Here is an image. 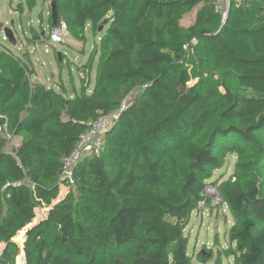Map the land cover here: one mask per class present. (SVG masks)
<instances>
[{
	"label": "trees",
	"instance_id": "trees-1",
	"mask_svg": "<svg viewBox=\"0 0 264 264\" xmlns=\"http://www.w3.org/2000/svg\"><path fill=\"white\" fill-rule=\"evenodd\" d=\"M56 3V26L71 37L103 35L73 95L32 82V61L0 44V264H17L21 251L25 264L206 263V253L197 263L188 253L185 230L194 211L214 205L209 185L233 217L223 255L264 264V0L233 1L225 23L216 0ZM36 5L23 0L19 10ZM122 102L99 153L64 178L80 137ZM14 137L21 144L8 151ZM231 154L230 178L211 181ZM62 186L70 190L53 205Z\"/></svg>",
	"mask_w": 264,
	"mask_h": 264
},
{
	"label": "rangeland",
	"instance_id": "rangeland-1",
	"mask_svg": "<svg viewBox=\"0 0 264 264\" xmlns=\"http://www.w3.org/2000/svg\"><path fill=\"white\" fill-rule=\"evenodd\" d=\"M23 0H0V21L3 29L0 32V44L5 45L16 55L22 58H29L32 61L35 74L32 75L31 81L34 83H43L49 87H54L61 91L62 86L67 89L68 94L73 95L76 90L79 92L82 87V76L79 67L87 62L93 52L94 47L99 44L102 32H93L90 28L86 31V41L80 42L67 32L64 36L63 43L47 44L45 39L50 34L49 28V12L52 0H37V5L33 9L27 6L23 11L19 10V4ZM197 9H195L183 24L189 25L194 21ZM9 27L13 30L17 45H12L5 37L4 28ZM33 28L38 31L41 36L40 40L34 39ZM45 33V34H44ZM44 35V37L42 36ZM48 50V53L46 52ZM58 53L65 55V67L61 68L57 56ZM29 56H28V55ZM59 58V57H58ZM69 62L70 67L66 63ZM96 76V64L92 69L89 78L91 79L90 89H93ZM196 80L192 81L193 84ZM138 91H134L129 99L135 98ZM2 132H0V135ZM18 144L15 137L8 143V151ZM237 157L233 154L226 157V162L221 170H215L211 181L219 183L224 181L234 172V166ZM70 187L62 186L57 199L58 202L69 192ZM207 192L214 205L204 204L198 210L192 213L189 225L185 230V234L189 237L188 253L193 256L194 261H198V253L203 252L211 257L206 263L198 264H214L219 255H223L225 249L230 247L228 232L233 224V217L225 205L220 204L216 198V192L212 185L207 187ZM52 205V206H53ZM42 207L36 210L37 222L44 219L50 208ZM31 226V225H30ZM29 226V227H30ZM28 227V228H29ZM25 238V237H24ZM14 240V239H13ZM15 241V240H14ZM20 245L23 244L16 240ZM206 250L212 253L208 254ZM223 264H234V258L223 255Z\"/></svg>",
	"mask_w": 264,
	"mask_h": 264
},
{
	"label": "built area",
	"instance_id": "built-area-1",
	"mask_svg": "<svg viewBox=\"0 0 264 264\" xmlns=\"http://www.w3.org/2000/svg\"><path fill=\"white\" fill-rule=\"evenodd\" d=\"M236 6L243 4L244 0H216L217 9L222 13V22H225L232 6V3ZM67 33V26L62 23L61 26H55L51 29L49 39L45 40L47 44L51 43H63L64 36ZM48 53V50H46ZM127 103L122 102L120 108L109 114L99 116L90 125L88 132L80 137L78 145L75 149L64 159L63 177L72 178L74 167L80 161V159L86 155L96 152L99 153L103 146V138L106 132L110 129V126L115 123L120 114L126 109ZM3 128H7V124L0 125V132ZM8 139H11V135H8ZM17 264H25V256L22 252L17 257Z\"/></svg>",
	"mask_w": 264,
	"mask_h": 264
},
{
	"label": "water",
	"instance_id": "water-1",
	"mask_svg": "<svg viewBox=\"0 0 264 264\" xmlns=\"http://www.w3.org/2000/svg\"><path fill=\"white\" fill-rule=\"evenodd\" d=\"M51 14H52V18H53V25L56 26L57 23H58V18H59V11H58V5L56 3V0H52L51 1ZM225 22H223V23H225ZM99 31L102 32L103 31V27H101ZM4 33H5L6 39L12 45H17V40H16L14 32H13V30L11 28L5 27L4 28ZM58 57H59V60H62V53H58ZM27 230H28V228H27ZM27 230L25 231V234H26ZM25 240H26V238H24V241ZM24 241H23V244H24ZM23 244H22V248H23Z\"/></svg>",
	"mask_w": 264,
	"mask_h": 264
},
{
	"label": "crops",
	"instance_id": "crops-1",
	"mask_svg": "<svg viewBox=\"0 0 264 264\" xmlns=\"http://www.w3.org/2000/svg\"><path fill=\"white\" fill-rule=\"evenodd\" d=\"M71 95V94H70ZM16 141L18 142V144L15 147H18L21 144V138H15ZM6 247V243L5 242H0V254L2 253V251L5 249Z\"/></svg>",
	"mask_w": 264,
	"mask_h": 264
},
{
	"label": "clouds",
	"instance_id": "clouds-1",
	"mask_svg": "<svg viewBox=\"0 0 264 264\" xmlns=\"http://www.w3.org/2000/svg\"><path fill=\"white\" fill-rule=\"evenodd\" d=\"M55 27V26H54ZM51 31V30H50ZM47 39H45V40H48L49 39V36H47L46 37ZM12 138V137H11ZM213 189H214V191L216 192V190H215V188L213 187ZM208 191V190H207ZM216 198L219 200V197H218V194H217V192H216ZM18 243V242H17ZM19 244V243H18ZM20 245V244H19ZM20 247H21V249H23L22 248V245H20ZM23 254H24V252L23 251H21ZM1 255V254H0Z\"/></svg>",
	"mask_w": 264,
	"mask_h": 264
},
{
	"label": "bare ground",
	"instance_id": "bare-ground-1",
	"mask_svg": "<svg viewBox=\"0 0 264 264\" xmlns=\"http://www.w3.org/2000/svg\"><path fill=\"white\" fill-rule=\"evenodd\" d=\"M90 74V73H89ZM86 75V74H85ZM82 81V80H81Z\"/></svg>",
	"mask_w": 264,
	"mask_h": 264
}]
</instances>
